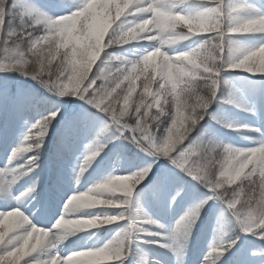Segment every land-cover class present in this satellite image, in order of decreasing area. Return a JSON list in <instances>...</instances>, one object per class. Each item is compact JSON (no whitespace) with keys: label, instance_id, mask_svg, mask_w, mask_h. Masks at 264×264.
<instances>
[{"label":"snow or ice","instance_id":"obj_1","mask_svg":"<svg viewBox=\"0 0 264 264\" xmlns=\"http://www.w3.org/2000/svg\"><path fill=\"white\" fill-rule=\"evenodd\" d=\"M192 4L193 0H135V3L128 9L126 18L130 20L137 18L147 20L155 19L158 16H167L173 19L181 17L184 21H187V24L180 23V29L185 34L183 41L195 39L198 40L197 45L206 48L208 43L211 42L216 47V55L219 59L215 63L223 66L220 73L217 75L215 71L200 70L205 78H212L210 82L213 85L215 97L202 103L201 111L207 109L203 112V118L194 117L186 129L173 136L169 132L170 117H165L159 127L153 124L151 129H148L143 124L136 125L135 118L125 116L124 120L119 119L113 113V105L107 99V93L96 92L94 95L95 90L93 89L85 94V89L81 88L74 98L82 101L86 107L78 116L65 124L58 141L56 154L57 159L62 161L74 150L81 135L90 137L89 142L85 145V152L82 159H80L78 168L74 170V180L79 184L81 178L93 163L98 162L97 158L104 159L102 153H105V149L109 144L114 141H127L134 145L140 153H143V156H140L138 160L130 162L126 169L128 173H133L138 177L135 189H137V186L144 188L155 180L156 183L153 185V189L167 196L169 206H175L183 198L187 182L195 181V183L203 186L210 194L203 199H198L188 208L184 215L176 221L175 228L171 233V243L161 245L173 255H177L182 246L186 247L190 235L189 228H191L193 222L199 219L201 211L211 200H216L225 206V213H222L221 216L227 214L229 221L234 222L229 223L228 227L238 225L241 233H249L264 240V215L260 214V208L264 206V161L253 155L255 152L264 150V139L258 141L259 146L245 149L244 161L247 163V168L231 187L225 184L222 188L209 178L207 169L198 164V161L209 152V146L212 143L211 138L215 137L214 129L205 118L209 117L216 124L225 128L235 127L223 116L214 115L209 111L210 107L220 100L225 103L234 102L231 93L227 96L222 95V86L229 83L223 78L222 74L228 70H233L231 65L235 62L234 56L237 55V49L240 46L244 47V52L241 54L246 55H255L260 49L264 48V31H233L234 21L242 17L241 14L247 10H252L254 14L244 18L252 22L264 18V2L256 3L254 0H195V8L192 7ZM56 7L64 9L60 5ZM137 9H140V11L137 12ZM48 12L50 11L31 2V0L27 3H21V0H2V3H0V44H6L12 39L20 38H23L25 42L36 43L44 34L39 30V24H31L29 17L38 19ZM213 19L219 21L215 26L211 24ZM25 21H28V23H23ZM193 24H204L207 27L200 32L190 31L189 29ZM248 34H258L262 42L256 46H247L239 37ZM147 42V45L151 43L150 41ZM195 48L192 47L182 52L195 54ZM0 52L3 53V56L0 57V71H19L26 78L38 81L44 89H49L48 97L40 100L27 90H21L16 96L11 97L8 94L7 86L0 85V113L13 118L23 117L24 114L32 110H38L40 113V119L24 133L21 146L13 149L9 156L10 162L16 161L21 156L24 157V162L17 164L15 169H0V184L3 185L0 186V194H3L9 200L16 201L14 206H10L8 210L0 211V213H5L14 207H21L23 201L32 199L36 203L27 211L33 213V209H36L33 215L38 220L47 214H52L53 203L59 196L57 185L54 184L43 195L37 192L38 180L35 179L21 192L14 191L13 186L24 177L35 173L36 169L40 167V153L45 137L49 128L53 127L57 118L62 115L58 102L62 98L73 96L67 89L60 90L58 82L41 79L38 71L30 72L26 66L18 68L17 63L12 60L18 54L15 49L4 47ZM208 67H213V65L210 63ZM248 73L264 74V72ZM95 74L96 69L94 68L87 83L91 82ZM160 79V77H157V83L154 87L158 86ZM99 84L100 81H97V87ZM68 87L75 86L69 85ZM149 103H151V100ZM238 106L243 107V105ZM97 112L102 114V117L98 116ZM142 114L143 112H141ZM120 115L124 116L125 114L121 113ZM101 120L102 123H98ZM125 120L128 122L126 123ZM229 123L232 125L231 127L228 126ZM254 131L259 132L260 130L254 129ZM237 149L239 148H229L227 151L232 152ZM28 153L32 154L27 155ZM249 157L252 158L249 160ZM241 185H245L246 188L240 187ZM225 189H227L226 192ZM133 192L127 198H124V203L121 206L113 208L120 209L116 214H112L117 219L104 224L110 225L123 222L121 232H118L114 238H119L125 233L130 234L113 259L103 262L98 259L100 255H113L108 241L100 248L71 251L66 256H62L60 253H52L47 258L38 260L37 264H53L54 257L57 264H124V260L132 255L133 245L144 239L138 234L153 235V233L146 232L142 226L137 227L131 219L128 206L130 203L129 197L133 195ZM59 199L63 203L64 197L59 196ZM242 204L247 207V215L252 217L249 223L243 222L245 214L240 211ZM59 215L60 212L57 208L53 218L56 219ZM144 222L158 225L160 228L164 227V225L158 224L156 220L150 217L146 218ZM181 231H183V244L176 236ZM238 241L239 235L228 241L213 243L209 252L201 260V264H227L228 258L232 256L234 249L238 247ZM144 242L160 244L156 240H146ZM12 247L7 243L5 246H0V261H4V264H8V256L12 251ZM31 255L25 256L20 264H30L26 258ZM251 255L260 256L264 261V249L253 251ZM139 264H148V261L145 259L140 261Z\"/></svg>","mask_w":264,"mask_h":264},{"label":"clouds","instance_id":"obj_2","mask_svg":"<svg viewBox=\"0 0 264 264\" xmlns=\"http://www.w3.org/2000/svg\"><path fill=\"white\" fill-rule=\"evenodd\" d=\"M134 3L135 0H58V5L65 9L61 14L48 12L38 19L29 17L31 24L40 25L39 30L44 34L41 39L36 43L25 42L23 38L12 39L0 44V50L15 49L18 54L12 60L18 68L26 66L30 72L38 71L41 79L58 82L60 90L67 89L73 97L81 88L85 89V94L93 89L94 95L107 93L113 113L119 119L129 116L135 118L136 125L151 129L153 124L159 127L165 117H170L169 132L178 135L194 117L202 119L203 112L207 111H201L202 103L215 98L212 78H205L200 70L215 71L218 75L223 66L215 63L219 57L211 42L206 48L197 45L195 54L176 51L174 46L185 39L180 23L187 24V21L181 17L127 19L128 9ZM218 23L215 19L211 21L213 26ZM234 24L233 31H264V18L252 22L239 17ZM206 27L193 24L189 30L200 32ZM141 41L151 43L145 46ZM243 52L244 47L240 46L231 65L234 70L264 72V48L255 55L241 54ZM210 63L213 67H208ZM94 68L96 74L87 83ZM157 77L161 79L154 87ZM97 81H100L98 87ZM69 85L75 87L69 88ZM211 140L209 152L198 164L206 168L209 178L222 188L225 184L231 187L247 168L246 150L228 152L227 149L236 147L217 137ZM253 155L264 161V150ZM137 182L138 177L133 173L109 175L87 190L69 195L51 227L39 226L21 207L0 213V246L6 243L13 246L8 264H20L37 249H55L79 233L111 223L116 216L92 214L88 210L121 206ZM240 187L246 188L245 185ZM240 211L245 214L243 222L249 223L252 217L247 215L246 205L242 204ZM260 214L264 215V206ZM194 225L195 222L191 228ZM129 235L125 233L109 241L113 255H100L99 261L113 259ZM53 264H57L55 257Z\"/></svg>","mask_w":264,"mask_h":264},{"label":"trees","instance_id":"obj_3","mask_svg":"<svg viewBox=\"0 0 264 264\" xmlns=\"http://www.w3.org/2000/svg\"><path fill=\"white\" fill-rule=\"evenodd\" d=\"M29 0H21V3H27ZM50 2L53 0H49ZM52 3V2H51ZM50 3V4H51ZM192 7L195 8V0H193ZM242 17H247L244 13L241 14ZM15 23V22H14ZM255 35L256 38L259 39L260 44L261 37ZM142 45L147 46L148 42L144 41L141 43ZM151 50V49H149ZM3 54L2 52H0ZM232 73L224 74V78L228 79V84L222 86V95L227 96L229 93L232 92L233 88L231 83L233 82ZM5 79V81H3ZM27 79V78H26ZM23 77L15 76L14 78L10 79L7 75L1 76L0 75V85H6L8 94L11 97L16 96L21 90H27L30 92L34 97L44 100L48 97V92L40 86L36 81L33 80L29 81L26 80ZM9 86V87H8ZM259 94L257 95V98H259L260 107L261 110V117L264 119V79L259 82L257 85ZM227 92V93H226ZM67 99H71V97H68ZM66 99V100H67ZM58 106L61 109L62 115L59 117L60 119L56 121L55 127L57 129L56 135L51 138V132L52 130H48L47 136L45 137V146L43 147L41 153H40V167L36 169L35 173L30 174L27 177H24L25 179L31 178V181L33 179L38 180V188L37 190L44 185H50L51 188L52 182L56 178V171L59 168V166L64 164V160L69 157L71 154H75L77 151H80V149H84L85 145L89 142L90 137H86L84 135H81L76 143V147L74 150L66 156L64 160H58L57 159V147H58V141L62 132V129L64 128L65 124L68 121L73 120L76 116H78L84 109H78L75 111L70 110V108L64 109L61 107L60 102H58ZM211 113L218 116H223V118L227 119L229 122H231L233 125H235L234 128H225L222 125L216 124L215 121L211 120L209 117H206V121L209 122L210 126L211 123L213 126H211L213 129H216L217 127L221 129L222 132L227 133V131L236 133V134H242V133H252V129L248 124H242L238 125L237 120L239 118L240 110L238 106L235 103H225L223 100L218 101L217 103H214L212 107L209 109ZM39 112L38 110H32L28 113L24 114L23 117H17L13 118L11 116H6L2 113H0V126L1 131H3V135L1 136V142L4 144L0 147V153L2 155L6 154L7 149L9 148L10 140H13L14 137H17L18 135L23 134V130L21 128H24V124L31 123L33 121V118L35 117V114ZM40 114V113H39ZM264 122V120H263ZM51 128V127H50ZM262 128L264 130V124L262 125ZM25 129V128H24ZM236 129V130H235ZM232 130V131H231ZM260 131L255 134L256 137L254 139H250L251 142H253L256 146L258 145V141L264 139V131L262 129H259ZM235 131V132H234ZM217 138H220L224 140L226 143H228L227 138L223 137L221 135V132L218 130H215ZM249 140V138H248ZM85 150V149H84ZM27 155H31L30 153ZM104 159L100 160V158L97 159L98 162H96L97 167L100 168L102 166H106L109 164H118L120 166V169L124 170V168L127 169L130 162L136 161L140 158V156H143L138 152V149L130 144L127 141H114L112 144H109L106 148L105 153H102ZM24 162V157L20 159L18 164H21ZM49 167V173L46 172L47 168ZM156 183V181L153 184L147 185L145 188L140 189L139 196H144V198L151 197V195L154 193L156 194L157 191L153 189V185ZM207 190L205 189H198L193 184L187 182L185 185V194L182 199L177 203L179 206L178 209L184 207L188 210V208L195 202H197L198 199H203L207 194ZM158 194V193H157ZM92 214H109L112 215V213L116 214L117 212L115 209H92L88 210ZM222 213H225V206L216 201L212 200L209 201L208 205L205 206V208L201 211L199 219L195 222L194 227L191 228L189 239L187 240L186 248L187 253L190 255L191 259H193L197 255V251L204 250L208 246H212L213 243H219L221 241H228L233 238H235L237 235H239V243L237 247V253L235 256L231 259L230 264H264V261H262L260 256H252L251 253L253 251H260L264 249V240H261L259 237H254L251 234L248 233L247 239L242 240L241 235L243 233L240 232L239 226L235 225L233 227H228L229 223H234L232 221H229V218L227 214H225L223 217L221 216ZM72 215V214H70ZM147 218V216H146ZM146 218H143V221H145ZM121 231L123 228L122 225L117 224H110L105 225L103 227H99L96 229H91L87 232L79 233L76 236L72 237L69 241H66L63 243L62 246L70 248L69 251H79V250H86V249H92V248H100L108 241H111L114 238V231L118 229ZM143 237V242L146 241L145 234L142 233L140 235ZM141 242V241H140ZM138 243L139 245H143L142 243ZM42 249L37 250L33 254V258H26L29 262L31 261L32 264H37L38 260H43L44 257ZM128 257L124 260V264H129L127 262ZM142 261L141 258L137 260L136 264H139V262Z\"/></svg>","mask_w":264,"mask_h":264},{"label":"rangeland","instance_id":"obj_4","mask_svg":"<svg viewBox=\"0 0 264 264\" xmlns=\"http://www.w3.org/2000/svg\"><path fill=\"white\" fill-rule=\"evenodd\" d=\"M254 2L261 3L264 1L263 0H254ZM57 5H58V2H57ZM57 9H59V12H58L59 14H61L63 11H65V9H61V8H57ZM245 12H246V15L249 14L250 16H252L251 10H247ZM243 38H244L243 36L239 37V39L241 41H243ZM257 41H258V39H257ZM243 42L247 46L258 45V42L256 44V41L254 38L246 37ZM197 44H198V40L189 39V42L182 41V42H180V44L178 46H174V47L178 51H183V50H188L192 47H196ZM2 56H3V54L0 53V57H2ZM228 73L238 74V76H239L238 84L236 82H232L231 85L238 86L239 88L244 90V92L246 93V98H249L247 100L240 99V95L242 93L241 90L240 91L235 90L236 92L232 95L233 101L236 100L238 105H243V107H239V109L241 110V114L239 116V120H240L239 123H241V121H242V123H248V124H251V126H252V124L259 126L261 123V120H259L257 118V116H255L259 112V109H258L259 101L257 98V94L259 93V90L257 89V87H255V84H256L255 80L261 79V77H263L264 74H254V73L245 72L243 70H234L233 69V70H228V71L224 72L222 74L223 78H224V74H228ZM0 75L5 76V77L7 75L10 79L14 78L15 76L16 77L20 76V77H23L24 79H26L25 76L21 75L20 73L14 72V71H12V72L0 71ZM244 77L248 78L247 81L244 79ZM27 79L29 81L33 82V80H31V79H29V78H27ZM224 79H226L228 81L227 78H224ZM3 81H5V79ZM67 98L68 97L62 98L59 101L61 107H63L64 109L70 108L71 110H74V109L78 108V106L80 108L86 107V105L77 98H74V97H71V99H67ZM97 115L102 117V114H99L98 112H97ZM33 119H34L33 120L34 123L40 119L39 112L36 113L35 118H33ZM59 119L60 118L58 117L57 120H59ZM98 123H102V120L98 121ZM29 125L30 124H24L23 127L24 128L26 127L28 129L30 127ZM211 126H213L212 123H211ZM50 129L53 130V127L49 128V130ZM215 130H218L219 132H221V135L225 138L230 137L227 134H225L224 132H222L221 129H219L218 127L216 129H214V131ZM231 136L232 137L230 138V143H231L230 145L237 147V148H242V149H248V148L252 147L251 145H249V143L237 142L234 139L235 138L234 134H231ZM23 137H24V135H20L18 140L14 141L15 143L11 147V151L13 149H16V148L21 146V142L23 141ZM215 137H218L216 135V132H215ZM45 142H46V140H44L43 147L45 146ZM11 151L4 158L2 157V155H0V169H10V170L15 169L17 164H18L16 162H18L20 159H22L23 156L19 157L16 161L10 162L9 156H10ZM105 151H106V149H105ZM84 152H85V150L83 148L80 149V151L78 153H76L74 156L72 155L69 158V160L67 162H65V165L63 167H61V169H60L61 174H60V177L58 178L59 182H58V184H55V185H57L58 191L59 192L61 191L59 193V196L64 197L63 203L69 195L76 193V192L85 191L89 187H91L95 183L103 180L104 178H106L109 175L128 174V172L126 171V168H124V171H122V170L118 169V167H116V166L111 167L112 166L111 164H109L107 166V168H105V169H103V168L97 169V168H95V162H94L93 165L83 175V177L80 180V183L77 184L74 180V176H75L74 170L78 168L80 159H82ZM140 154L143 155V153H140ZM9 179H10V176H9ZM154 182H155V180H153L152 184ZM28 183H29V180L19 181L17 184H15L13 186V190L16 192H21L25 189V187L28 186ZM189 183L193 184L194 186H196V188H198L200 190L205 189V188H203V186H200L199 184L195 183V181H192ZM0 186H3V185L0 184ZM140 189H142V188L140 186H137V189H134L133 195L131 197H129L130 203H129L128 209L131 212V219L137 225V227L142 226L143 228H145L146 232L153 233L152 236H147L146 233H144L146 236V240H156V241H159L160 244L159 245L158 244H149L146 242L142 243L143 240H140L141 242L137 241L133 245V252H132V255H130V259H129L130 262L132 264H136L137 260L140 257L141 260L146 259L148 261V264H201V260L203 259L204 255L207 252H209L211 247H207L202 252L199 251L197 256L194 258V260H192L190 255L186 252L187 251L186 247L182 246L179 249L177 255H173L170 251H168L166 248L161 246L165 243H171L172 230L175 228L176 221L182 215H184V213L187 211L186 208L182 209L180 211V213H178L175 210H173L172 206L167 205L168 202L164 203V205H161L160 208H158L157 210H155L151 214V218L156 220L158 222V224L164 225V227L160 228V227H158V225L146 224L143 221V218L144 217L146 218V216L149 214V212L147 211L148 207H149V210L152 208H151V203L147 202L146 204H144L145 203L144 196L138 197ZM206 194L209 195L210 193L207 191ZM59 196L55 200L60 201ZM162 198H163V200H165V202H166V200L168 201L166 195H163ZM35 203H36V201L32 200V199L25 200L21 204V209L23 211H25V213L27 215H29L30 218H33L34 222L37 223L39 226L51 227L52 223H54V220H53L54 211L52 210V214H47L44 217H41L37 220L36 218H34V215H33L34 212L36 211V209H33V213H29L27 211V209H31ZM63 203L60 204V207L63 206ZM15 204H16V201L9 200L3 194H0V211L8 210V208L10 206H14ZM98 209L100 210V209H104V208H98ZM115 211L119 212L120 209H115ZM112 214H114V213H112ZM114 224L123 226V222H118V223H114ZM103 226H105V225H102L100 227H103ZM118 232H121L119 230V228L114 231V234H113L114 237L116 236V234ZM141 234L142 233H139L138 235L140 236ZM247 234L248 233H244L245 236H247ZM176 236H177V239H179L181 241V243L183 244V231L177 233ZM139 242L142 244H145V246L139 245L138 244ZM62 245H59V246H57V248L52 249V250H45L42 248V252H41V253H43L42 257H44V259H45L49 255H51L52 253H57V252L60 253L62 256L68 255L71 252V251H69L70 248L64 247ZM186 246H187V244H186ZM233 252H235V249ZM33 254L28 258L29 259L33 258ZM30 264H32L31 261H30Z\"/></svg>","mask_w":264,"mask_h":264}]
</instances>
